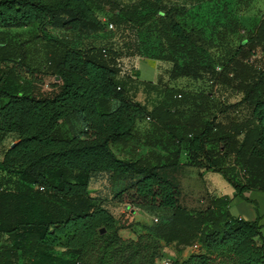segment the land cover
<instances>
[{"label":"trees","instance_id":"1","mask_svg":"<svg viewBox=\"0 0 264 264\" xmlns=\"http://www.w3.org/2000/svg\"><path fill=\"white\" fill-rule=\"evenodd\" d=\"M185 7L178 0H0V133L16 135L0 156V264H154L159 241L177 249L197 243L171 264H264L257 202L244 195L264 192V8L234 46L213 56L211 38L180 19ZM103 11L110 13L104 20ZM221 25L217 35L237 21ZM25 26L35 31L11 30ZM46 27L61 34H40ZM111 29L118 41L94 43L97 31ZM148 45L156 50L150 57L169 62L170 79H204L208 89L140 79L158 94L146 109L127 94L138 70H121L119 61ZM35 72L58 78L43 92ZM219 87L238 98H216ZM130 140L153 150L119 157L115 147ZM180 164L219 172L255 217L232 215L225 194L183 204L173 173ZM98 174L111 200L129 188L133 203L158 214L140 224L144 233L120 237L106 196L88 191Z\"/></svg>","mask_w":264,"mask_h":264},{"label":"rangeland","instance_id":"2","mask_svg":"<svg viewBox=\"0 0 264 264\" xmlns=\"http://www.w3.org/2000/svg\"><path fill=\"white\" fill-rule=\"evenodd\" d=\"M186 5L185 12L180 17V19L184 20L186 25H195L202 29V32L205 36V38H211L212 45L208 47V51L213 56H218L220 53L224 51V49L227 48V46H234L239 38L244 35L245 30L250 29L252 25L257 21L259 18L261 11L264 8V0H198V1H189V0H178ZM109 12L103 11L97 13V15L101 19H105L109 16ZM227 18H233L237 21V25L228 30H224L221 35H217L218 31L221 30V24L223 20ZM13 32L16 31L17 33H20L22 37H27L28 33L34 32L35 27L34 26H25V27H19L15 29H11ZM44 30V31H43ZM40 31V34L49 35V36H57L61 34V31H59L56 28L46 27ZM112 30V29H111ZM112 34H106L104 35V32L97 31L98 33H95L93 36L95 38L94 43L99 44V37L103 38H113L114 41H118L119 37L115 30H112ZM37 32V31H36ZM139 36L143 35V31H139ZM104 40V39H103ZM106 40V39H105ZM150 41L154 42L152 36L150 37ZM104 42V41H103ZM156 50L153 48L152 45H148L146 49L144 47L141 48V51L139 54H134L132 56H122L120 57V66L121 70H126L127 72H130V69L133 70L134 63L137 62V69L139 71L138 76L143 79H150L157 70V77L154 79L157 86L162 84H169L174 85L176 87H182L187 90H207L208 87L205 84L206 82L204 79L201 80H193L189 77H177L175 79H170L167 75V70L169 67V62L166 60H153V62L156 63V69L153 66V63L144 61L143 58H150V55L155 54ZM135 69V68H134ZM21 75L25 77L27 80H29L28 73L23 69L20 71ZM34 77L36 78V86L39 87L40 91H48L50 89L51 82L57 80L54 77L45 74L40 75V73H34ZM139 77L136 76L137 84L134 88L127 91V94L131 96V98H134L136 100H139L143 103L144 107L146 109L150 108V106L155 102V100L158 98V94L156 93L155 89L150 87V85H144L141 83V80ZM217 94L214 95L216 98L223 100L224 102H233L236 100L239 96L238 93L232 91L229 88L226 87H219L216 90ZM229 113L228 111H226ZM220 116V115H219ZM218 116V117H219ZM226 117L229 115H225ZM221 118V117H219ZM223 118V117H222ZM224 119H226L224 117ZM62 128H65V125H60ZM16 138L15 133L10 132H4L0 133V156L3 151V149L10 143V141L14 142ZM183 154V153H182ZM181 162L184 160V154L181 157ZM180 166V165H178ZM175 177L177 178L178 170L175 168L173 171ZM210 173H205V177H209ZM215 176V179L211 177V182L214 183L216 189H220L221 186H218L217 183L221 184H227L225 183V180L223 177L216 171L211 172ZM180 177H185V175H182L180 173ZM190 177V176H188ZM104 178V176L99 177L95 176L94 178H91L90 184H88L87 188L90 194L99 196L100 191V197L106 196L107 200L110 199V187L108 185V181L105 180V183L103 184L102 181L100 183V186L102 188H99V179ZM185 181V179L177 180L178 182V188L180 190V201L185 204L188 207H199L202 206L205 202V199L203 198L204 193L203 190L195 189L193 184H190L189 182L185 185L182 183ZM181 184V185H180ZM183 185V186H182ZM191 185V186H189ZM193 188H190L192 187ZM199 186V185H198ZM229 186V185H228ZM222 189V188H221ZM223 191V189H222ZM225 191V190H224ZM131 190L129 188L123 190L119 196L117 197L120 199V201H116L114 199L111 200L110 203L114 208H110V211L117 217L118 222L122 224V227L120 228L119 235L121 238H136L137 234L144 233L145 230L140 229L139 227L135 226L136 222L135 220H140L142 216L148 220L147 223H150L153 221V217L157 216L158 214L152 212V211H146L139 206H137L135 203H133L130 198L128 197ZM253 194L257 195V199L261 202H263L264 199V192L261 191H253ZM259 194V195H258ZM96 200H99V198H96ZM242 205L240 208H242V212L244 214L248 213L249 210L253 211V204L250 201L242 200ZM257 202V201H256ZM118 205V208H115V206ZM117 207V206H116ZM138 207L139 211L135 212L133 216V211L130 210L134 209V211L138 210L136 209ZM239 207L238 205H233V208ZM141 214L142 216H140ZM129 224L133 225L132 229L128 228L130 226ZM133 233V234H132ZM127 234H130V236H127ZM190 251L184 253V255H181L179 250L175 247V245L172 242L164 243L162 241H159V247H158V255L153 259L154 264H171L173 260H181L185 258L189 253L194 252L196 249L190 247ZM52 251L55 253H58L60 251V246H54L52 248Z\"/></svg>","mask_w":264,"mask_h":264},{"label":"crops","instance_id":"3","mask_svg":"<svg viewBox=\"0 0 264 264\" xmlns=\"http://www.w3.org/2000/svg\"><path fill=\"white\" fill-rule=\"evenodd\" d=\"M143 59H144V61H146L148 63L152 62L153 66L156 69V66H155L156 63L153 62V60H156V59H150V58H143ZM137 62L134 63V65H135L134 68L135 69H137ZM138 74H139V71H138ZM156 77H157V70H156L155 74L150 79H143L141 77H139V79L154 81V79ZM15 139H13V140H15ZM115 149H116V154L119 157H124V158H132V157H138V156H141V155H146L149 151L153 150V148L148 147L147 145H145V144H143L141 142H136V141H131V140L128 141V142H125L122 147L120 145H117L115 147ZM182 153L184 154V152L183 151L181 152L180 159H181V157L183 155ZM180 162H181V160L179 161V163ZM177 170H178V173H177L178 182H179L180 178L181 179H185V181H183L182 183L184 185L186 183H188V182L190 184H193V186L195 187L194 190L195 189H200V190H203V192H209V193L216 194V195L225 194L228 197H230V201H229V203L227 205V208H228V211L232 215L240 216V217H243V218H246V219H253L255 217L254 209H253V211L249 210V212L246 213V214H244L242 212L243 209L240 208V206L245 205V203H247V202H245L244 204H241L242 203L241 201L243 200L242 198H240L238 196H232L233 188L231 187V185L224 178L223 179L225 180V183H227V184L223 185L221 183H217L218 186H221V187H220V189H218V188L216 189L214 183L211 182V177L215 179V176L213 174H211V172L213 173V172H216V171L211 170L209 168H198V167H195V166H189V165H184V164H180V166L177 168ZM180 173L182 175H185V177H180ZM205 173H210L209 177L208 176L205 177ZM101 176H102V174L99 175V177H101ZM188 176H190V177H188ZM90 181L91 180H89L88 184H90ZM101 181L104 184L105 183V179L104 178L99 179V188L100 187L102 188V186H103V185L100 186ZM189 186H191V185H189ZM193 186L190 187V188H193ZM221 188L223 189V191H222ZM253 191H259V190H257V189H248V190L244 191V195H246L248 198H252V199H255L257 201V212L259 214L258 222L261 224L260 233L264 237V199H263V202L262 201L260 202L257 199V197H256L257 195L253 194ZM99 194H100V191H99ZM110 202H111V200H108L107 204L110 206V208H114L111 205L112 203H110ZM233 205H236V206L238 205L239 207L238 208L237 207L233 208ZM116 206H115V208L119 207L118 205H116ZM136 209H138V207H136ZM130 211L131 212L133 211L132 214L134 216L135 212L139 211V209L136 210V211H134V209H132ZM139 215L142 216L141 214H139ZM135 222H136L135 226L140 228V224L141 223H147L148 220L142 216V218L140 220H135ZM132 226L133 225L128 226V228H130V230H131ZM127 236H130V234H127ZM256 240L260 241L259 237H256ZM190 247H192L191 244L184 245L181 248H179L178 250H179L181 255H184V253L190 251V249H189Z\"/></svg>","mask_w":264,"mask_h":264},{"label":"built area","instance_id":"4","mask_svg":"<svg viewBox=\"0 0 264 264\" xmlns=\"http://www.w3.org/2000/svg\"><path fill=\"white\" fill-rule=\"evenodd\" d=\"M106 27L110 29V28H112L113 26H112V24H111L110 22L107 21V22H106ZM145 119H148V117L146 116ZM152 219H153V220H156V217L154 216ZM191 246H192V248H195V249H197V247H198V245H197L196 242L192 243Z\"/></svg>","mask_w":264,"mask_h":264},{"label":"water","instance_id":"5","mask_svg":"<svg viewBox=\"0 0 264 264\" xmlns=\"http://www.w3.org/2000/svg\"><path fill=\"white\" fill-rule=\"evenodd\" d=\"M54 78L57 79L58 77L55 76ZM11 145H12V142H11ZM98 232H99V233L103 232V227H99V228H98Z\"/></svg>","mask_w":264,"mask_h":264}]
</instances>
